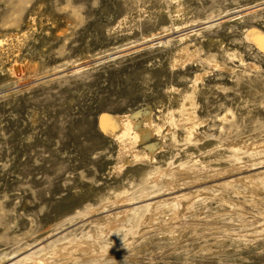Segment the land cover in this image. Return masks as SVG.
Masks as SVG:
<instances>
[{
  "label": "rangeland",
  "instance_id": "1",
  "mask_svg": "<svg viewBox=\"0 0 264 264\" xmlns=\"http://www.w3.org/2000/svg\"><path fill=\"white\" fill-rule=\"evenodd\" d=\"M250 30L264 35V0H0V260L88 237L125 189L137 208L127 230L95 232L101 245L130 237L123 258L74 264H264V187L238 180L264 169L245 154L264 139V50ZM182 49L197 55L173 65ZM187 98L191 138L170 124ZM138 111L148 142L102 129V114ZM164 166L197 174L145 185ZM183 195L191 208L174 218ZM150 201L164 214L137 235Z\"/></svg>",
  "mask_w": 264,
  "mask_h": 264
},
{
  "label": "bare ground",
  "instance_id": "2",
  "mask_svg": "<svg viewBox=\"0 0 264 264\" xmlns=\"http://www.w3.org/2000/svg\"><path fill=\"white\" fill-rule=\"evenodd\" d=\"M176 19V18H175ZM249 38L251 40H253L255 43H257L258 45H260V47L264 50V35L258 31V30H250L249 32ZM180 51V50H179ZM178 51V52H179ZM180 57L175 59L174 64H183L186 60L189 61V59H193L195 58V56L197 54H195L194 52H190V50L188 49H182L180 51ZM176 58V57H174ZM187 61V62H188ZM186 63V62H185ZM216 67H219L218 65H214ZM213 66V67H214ZM201 76L196 75V78H200ZM195 78V79H196ZM196 82V81H195ZM188 101H185L182 104L181 107V113H180V117L179 119H174L171 118V123L172 126H178L179 124H184L186 127V132H187V136L189 138L193 137L194 135V129H195V125H196V117L193 113V102L191 98H187ZM145 111H147L145 109ZM144 112V111H143ZM146 113V112H145ZM150 113V112H149ZM148 113V114H149ZM139 115H141V112H135L132 114H128L127 116H125V118H121L118 116H114V115H110V114H102L100 116V123L102 126V129L104 131L107 132H112L115 131L116 129L120 130V134L119 137L120 138H124V137H128V139H131L132 141H136V142H140V141H145L146 139H148L149 136V131L147 129H143L141 128V124L138 121V117ZM147 116V114H145ZM142 117V115H141ZM140 117V118H141ZM144 117V116H143ZM174 117V116H173ZM150 118V116H149ZM140 120V119H139ZM142 120V119H141ZM150 120V119H149ZM169 120V119H168ZM144 121V120H143ZM144 124V123H143ZM169 124V123H168ZM146 125V124H145ZM144 125V126H145ZM166 125V124H165ZM143 126V125H142ZM150 126V125H149ZM169 126V125H168ZM146 127V126H145ZM149 128V127H148ZM152 131V130H150ZM196 131V130H195ZM168 132V131H167ZM114 133V132H112ZM163 133V132H162ZM176 135V134H175ZM175 135L174 133H170L171 139H175ZM165 136V135H164ZM169 136V137H170ZM125 139V138H124ZM177 140V139H176ZM147 141V140H146ZM149 141V140H148ZM147 141V142H148ZM217 141V140H216ZM165 143V142H164ZM243 143V142H242ZM136 144V143H135ZM134 144V145H135ZM148 144V143H147ZM243 144H240L244 145ZM247 144V143H246ZM250 144V143H249ZM226 145V147L229 148H236L235 144L231 143V144H224ZM251 148L249 149L248 152H245V154L248 153L251 154L252 156H254L255 158H263L264 157V139L261 140H257L251 143ZM154 146V145H153ZM152 145H146V148L151 149L153 147ZM245 146V145H244ZM249 146V145H248ZM169 148V147H168ZM248 147H246L247 149ZM154 149V148H152ZM228 149V148H227ZM226 150V149H225ZM245 150V149H244ZM244 150H242L244 152ZM247 151V150H246ZM135 152V151H134ZM173 153V152H172ZM136 154V153H134ZM236 154V153H235ZM137 155V154H136ZM153 156V155H152ZM151 157V156H150ZM246 157V156H245ZM134 158V157H133ZM152 159V157H151ZM250 159L251 156H250ZM172 160V159H171ZM261 160V159H260ZM210 161V160H209ZM262 161V160H261ZM173 162V161H172ZM236 162V161H235ZM257 162V161H256ZM245 163V162H244ZM235 164V163H234ZM247 164V163H246ZM250 164V163H249ZM175 165V164H174ZM252 166V163L250 164ZM249 165V168H250ZM258 165V164H257ZM161 166V165H160ZM230 166V165H229ZM246 166V165H245ZM264 166L260 165L258 166L259 168ZM151 167V166H149ZM238 166L234 167L237 168ZM240 168L242 166H239ZM247 167V166H246ZM245 167V169H246ZM257 167V166H256ZM197 168V167H196ZM246 171H251V169H255V167L250 168ZM96 169V168H95ZM231 169V168H230ZM238 169V168H237ZM236 169V170H237ZM243 169V167H242ZM93 170V169H92ZM211 170V169H210ZM218 170V169H217ZM235 170V169H233ZM236 170L234 172H236ZM212 171V170H211ZM221 171V170H220ZM194 172L196 173V171L194 170V168H190L187 166H179L177 168H173L171 166H164V168H157L153 173H145L143 178V182L146 184H152L151 186L153 187L155 184L158 185L160 187L166 186L168 187L169 185L173 184L174 180L182 177L185 178V176L189 175V174H194ZM200 172V171H199ZM198 172V173H199ZM229 172V171H228ZM201 173V172H200ZM200 173L198 175H200ZM217 173V172H216ZM225 173V172H224ZM231 173V174H230ZM229 173V175H234L232 173V171ZM240 170H239V174H240ZM197 174V173H196ZM204 175V174H203ZM197 176V175H196ZM228 176V175H227ZM129 180V179H128ZM183 180V178H182ZM181 180V181H182ZM239 181L244 182L247 186H249L252 189H259L262 187H264V169L260 170V171H256L255 173H249L247 175H243L241 177L238 178ZM228 181V180H227ZM232 181V180H231ZM142 182V183H143ZM126 183V182H124ZM154 184V185H153ZM150 186V188H151ZM175 185H173L174 187ZM178 186V185H177ZM214 186V184H213ZM149 187V186H148ZM171 187V186H170ZM176 187V186H175ZM216 187V186H215ZM169 188V187H168ZM248 188V187H247ZM165 189V188H162ZM125 190V189H124ZM123 190V191H124ZM168 190V189H166ZM231 190V189H230ZM243 190V189H242ZM118 192L117 195H115L114 200H112V202L105 204L103 210L99 209L100 212L97 213H102V212H110L113 210H117L114 212H110L107 213L106 215H104L103 217H97L95 219H91L90 221H88V223L90 224V229L88 231V237H78V238H72L69 240H63L62 242H57L56 241H51V242H38L36 244L35 248H29V250L23 254H18V255H12L9 258H3L0 260V264H74L76 261L78 262V260H85V259H96L98 257H102L106 259H116V258H123L120 257L121 253H119L120 249H126L127 247H129L132 243L133 240H131V238L127 237L128 239L122 241L121 243L119 242V240L117 242L113 241L109 243H104V244H98L97 240H96V233L97 231H99L98 233H103V236L105 237H112L113 236V232L114 229L117 227H120L123 229H126L127 225L125 219H127L126 217L128 215L131 214V212H137V208L132 207L133 202H131L130 198L128 199L127 195L125 194L127 191L125 192ZM221 192V190H220ZM110 195V194H109ZM108 195V196H109ZM181 195V194H180ZM192 195V194H191ZM191 195H183V196H178V203L180 202V207L178 205L179 208H173L171 211L172 216L175 217H179V214H183L189 212V209L191 207H189V203L191 201ZM111 197V196H110ZM149 197V196H148ZM152 199V198H151ZM222 199V198H221ZM104 200V199H103ZM109 200V198H108ZM176 200V199H175ZM102 201V200H101ZM105 201V200H104ZM103 201V202H104ZM166 201V200H165ZM109 202V201H108ZM171 202V201H170ZM93 203V202H92ZM105 203H107L105 201ZM169 203V202H168ZM177 203V202H176ZM177 203V204H178ZM221 203V202H220ZM225 203V202H224ZM232 204V203H231ZM233 206L235 207H239L241 208L242 205L239 202H233ZM101 205V204H100ZM140 205V204H139ZM162 205V204H161ZM160 203H158V201L156 202H148L147 205L145 206L144 210L140 213L137 214L136 216V228L135 230V234L139 235V234H143V232L147 229V228H152L153 225H151V220L153 218L156 219L157 216H159L160 214L163 213V209H161ZM191 205V204H190ZM142 206V204H141ZM165 206V205H164ZM168 206V205H167ZM143 208V207H142ZM234 209V208H233ZM96 210V209H95ZM98 210V211H99ZM235 210V209H234ZM239 210V209H238ZM94 211V210H93ZM241 211V210H240ZM82 212V211H81ZM199 212V211H198ZM238 212V211H237ZM243 212V211H241ZM130 213V214H129ZM133 213V214H135ZM203 213V212H202ZM96 214V213H95ZM93 213V216L95 215ZM132 214V215H133ZM164 214V213H163ZM91 215V214H90ZM202 214H199L196 218L200 219L202 216ZM87 216V215H86ZM92 216V215H91ZM88 216V217H91ZM162 216V215H161ZM131 217V216H130ZM158 218V217H157ZM173 218V219H174ZM195 218V219H196ZM153 219V220H155ZM164 219V218H163ZM168 219V218H167ZM191 219V218H190ZM203 219V218H202ZM241 219V218H240ZM181 220V219H180ZM80 221V220H79ZM129 221V220H128ZM164 221V220H163ZM182 221V220H181ZM194 221V220H192ZM191 221V223H192ZM203 221V220H202ZM156 222V221H153ZM199 222V221H198ZM198 222L194 221L193 225L199 224ZM205 222V221H204ZM244 222V221H243ZM263 222V221H262ZM87 223V224H88ZM166 223V222H165ZM189 223V222H188ZM190 223V224H191ZM264 223V222H263ZM154 224V223H152ZM130 225V224H129ZM128 225V226H129ZM166 225V224H164ZM177 225V224H176ZM89 226V225H88ZM134 226V225H133ZM168 226V224H167ZM172 226V224H170V226H168L169 228ZM175 226V225H174ZM260 226V225H259ZM258 226V227H259ZM155 227V226H154ZM176 227V226H175ZM187 227V226H186ZM166 228V226H165ZM172 229V228H171ZM207 229V228H206ZM127 230V229H126ZM203 230V229H202ZM121 231V230H120ZM124 231V230H123ZM121 231V232H123ZM173 231V230H172ZM120 232V233H121ZM132 232V230H131ZM130 232V233H131ZM134 232V231H133ZM174 233L176 231H173ZM100 233V234H101ZM115 233V232H114ZM118 233V232H117ZM116 234V233H115ZM176 234V233H175ZM210 234V233H209ZM120 235V234H119ZM128 235V234H127ZM132 236L133 233L131 234ZM130 235V236H131ZM136 235V237H137ZM211 235V234H210ZM98 236V235H97ZM102 236V237H103ZM51 236H48V238H50ZM126 237V236H125ZM113 238V237H112ZM135 238V237H134ZM133 238V239H134ZM110 239V238H108ZM108 239H105L106 241ZM115 239V238H114ZM119 239V238H118ZM248 240V239H247ZM99 241V240H98ZM109 241V240H108ZM100 243V242H99ZM114 244V245H113ZM114 247H113V246ZM134 245V244H133ZM132 245V246H133ZM131 246V247H132ZM128 249V248H127ZM241 249V248H240ZM124 252V250H123ZM215 252V251H214ZM125 253V252H124ZM217 253V252H216ZM220 255V254H219ZM5 257V256H4ZM214 258V257H213ZM212 258V259H213ZM216 258V256H215ZM218 259H220V257H217V261ZM223 259V258H221ZM220 259V260H221ZM243 259V257H242ZM240 260V259H239ZM100 261V260H99ZM203 261V260H202ZM223 261V260H222ZM81 262V261H80ZM79 262V263H80ZM215 262V261H214ZM221 262V261H220ZM219 261L216 263H220ZM209 263V262H208ZM211 263V262H210ZM238 263V262H237ZM77 264V263H76ZM81 264V263H80ZM212 264V263H211ZM222 264V263H220ZM236 264V263H235ZM240 264V263H239Z\"/></svg>",
  "mask_w": 264,
  "mask_h": 264
}]
</instances>
